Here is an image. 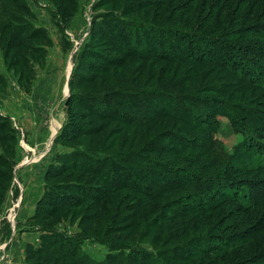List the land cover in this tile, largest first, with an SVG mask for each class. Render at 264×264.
<instances>
[{
	"label": "rangeland",
	"instance_id": "rangeland-1",
	"mask_svg": "<svg viewBox=\"0 0 264 264\" xmlns=\"http://www.w3.org/2000/svg\"><path fill=\"white\" fill-rule=\"evenodd\" d=\"M111 23L118 26L113 29ZM263 24L264 0H0V264H24L27 246L39 247L46 230L72 239L79 249L78 257L87 256L94 264H133L132 257L138 259L141 253L152 254L154 264H165L164 256L169 253L186 255L173 264H263L259 254L264 231L256 240L226 253L196 255L189 246L199 236L221 242L233 233L255 228L264 215V201L252 207L225 202L200 216H173V209L166 213L164 205L192 204L188 194L202 196L203 191L189 186L152 200L123 186V182H137L145 187L143 179L129 170L133 179H126L127 174L117 169L121 159L126 158L132 162L142 159L150 169L146 158L167 168L194 173L191 168L198 169L203 162L214 159L212 172L219 162L227 160L225 154L233 156L239 151L245 157L258 138L264 140V122L252 123L250 115L242 112L232 122L220 112L225 106L216 108L220 106L216 101L208 104L211 98L224 103L227 110L235 104L253 110L264 121V55L258 54L260 49L264 53ZM154 30L156 33L145 36V31ZM157 35L166 42L160 47L163 51L171 44L178 49L187 46L188 39L184 38L192 36L189 47L207 49L212 53L210 59L220 66H194L151 57L155 52L143 47L146 41L158 40ZM235 36L242 40L235 41ZM215 42L223 49H235V55L241 56L237 69L232 71V60L216 55ZM89 46L92 55L82 59L80 55ZM133 49L145 54L144 58L128 55ZM248 60L252 62V80L246 72L240 74ZM71 80L75 82L74 93L68 88ZM250 80L256 86H250ZM231 83L237 89L235 93L221 91ZM219 87L220 91H214ZM171 93L208 99L203 101L205 105H194L186 99L184 103L192 108L188 119L191 124L196 125L191 119L196 113L204 117V113L212 115L216 111L214 130L207 132L208 126L193 130L188 123L172 118L155 119L160 104L165 103L154 97ZM72 94L80 98L73 103L72 119L86 132L70 144L56 143L71 120L66 102ZM135 95H139L137 102L129 99ZM93 98L102 104H96L101 106L99 112L82 110L83 102L88 104ZM126 99L131 106L123 104ZM105 100L110 101L109 118L102 115ZM171 104L172 109L179 108L175 102ZM113 110L118 111L116 115ZM139 111L145 125L123 123V115L132 118ZM253 124L259 131L256 136L249 133ZM176 137L191 139L201 147L206 137L208 153L198 159L195 156L200 153L195 146L190 143L192 146L179 147ZM175 148L177 153L173 152ZM75 152L94 159L95 163H87L94 168L68 171L55 184L62 189L82 187L96 199L88 197L78 207L60 208L47 219L29 223L44 194L47 169L59 155ZM97 169L107 176L116 174L118 180L113 185H119L115 188L101 182L94 173ZM250 181L264 183V171L231 186L240 185L251 199L254 191L244 186ZM146 189L150 190L151 185ZM210 194L216 197L215 193L206 196ZM153 203L159 204L155 211L149 210ZM161 211L167 218L160 215ZM25 215H29L27 220L21 218ZM63 263L75 264L69 258Z\"/></svg>",
	"mask_w": 264,
	"mask_h": 264
},
{
	"label": "trees",
	"instance_id": "trees-1",
	"mask_svg": "<svg viewBox=\"0 0 264 264\" xmlns=\"http://www.w3.org/2000/svg\"><path fill=\"white\" fill-rule=\"evenodd\" d=\"M256 1V0H255ZM71 17L68 18L66 21L68 23H70L71 21ZM112 25V28L115 29L116 26L113 23L110 24V26ZM264 26V24H263ZM156 33V31H145L144 34L147 37H150V35ZM170 33V32H168ZM40 32H36L35 35H39ZM191 35V34H190ZM158 36V40H149L146 41V45L145 47H143L145 50L149 51V50H153L155 53H153V56L151 57H156L157 59H162L165 61H170L172 63H189L192 64L194 66H201V65H212L214 63H216L215 65H219L217 64L218 62H215L213 59H210V52L205 49L202 50L199 47H194L193 45H190V39L192 38V36H185L184 39H188V45L187 46H181V48H176L175 45L171 44L168 45V50L163 51L161 50V45L162 43H166L164 42V38L161 37V35H157ZM180 37V34H176V37ZM235 36L233 39H235V41H241L242 38H239ZM182 38V40H184ZM206 42L208 40H205ZM209 43H211V41H208ZM216 43V42H215ZM212 43L213 46L217 47V52L216 55H222L223 57H225L226 59H230L232 60V71L237 69L240 66V58L241 56L238 54L237 56L235 55V49L232 48V51L227 50V49H223V45L221 46L220 43ZM149 44V45H148ZM156 45V46H155ZM158 45V46H157ZM155 47V49L153 48ZM90 49H92V47H87V50H85L84 52H82V54L80 56H82V59H84L85 57H87V55H92V52L90 51ZM187 49V50H186ZM224 50V51H222ZM234 50V53H233ZM250 50V49H249ZM253 52L255 51L254 49H252ZM257 51V50H256ZM261 51V49H260ZM259 51V55H264V53L261 51ZM238 52V51H237ZM206 53V56H204ZM257 55V52H254ZM95 55V54H94ZM128 55L133 56L134 58H144L142 56H144L145 54H142V52H139V50H132V52ZM128 57V56H127ZM160 57V58H159ZM249 62V60H248ZM220 64H222L221 62H219ZM252 62H249V64H247V68L240 71L238 70V72L241 75H244L246 72V77L248 79L251 78V80L253 79L252 77H250V69H252ZM239 65V66H238ZM220 66V65H219ZM244 72V73H243ZM241 75H239L241 77ZM250 80V81H251ZM75 82H73V80L70 81L69 86L71 89V92L74 93V84ZM250 84V86H256L255 83H251L248 82ZM227 88V89H226ZM219 88H216L214 91H220ZM221 91L222 92H231V94L235 93V91L237 89L233 88V84H226L225 87H221ZM75 94H72L69 97V105H68V115L69 118L71 120H69V123L64 127V129L62 130V133L60 134V136L56 139V143H68L70 144L73 141H76L77 139H79L80 137H82V135L86 132V130L82 129L81 125L78 124V122H75L74 119H72V117H75V113H74V108H73V103L77 100H80V98L76 99ZM152 95V94H151ZM138 96L139 95H135V96H129V99H133L134 101H138ZM195 96H192V98H186V97H182V96H177L174 93L169 94H162L161 96H155L154 98H156L157 100L161 101L162 103L164 102L165 105L163 106L162 104H160L159 109H158V115L155 116V119H161V118H172V119H176V120H180L183 121L185 124H189L193 130H201V126H208L205 130L208 132V130L211 129L214 130V127L217 126V123H213V119H214V115L217 114L216 111H212V115L210 113L206 114L204 113V117L199 113H196L194 117H192V120H195L196 125L191 124L188 119L191 115V113L193 112L191 109V107L187 104L184 103V100L186 99L187 101L195 104H201V105H205L203 101H207L208 99L205 98H193ZM157 100H153L157 101ZM96 98L88 99V104H85V102H83L82 105V110L84 109L85 111L87 110H93L92 112L98 113L99 109H101V106L97 107V103L96 102ZM149 101V100H147ZM213 101H216V103H218L220 106L216 107V108H223L225 106V110L223 112L220 111L221 113H223L224 115H227L232 122H236V114L239 112L242 113H246L249 114L251 117V122L252 123H256V121H263L262 116L258 117L257 115H255V112L251 109H244L241 107H236L235 104L232 105V109L231 110H227L228 107H226V105L222 102H218L217 100L211 98L210 100H208V104L209 103H213ZM110 101L105 100L104 101V105H106V107L103 108V113L102 115H105L107 118H109L110 113L108 110V104ZM176 103V106H178L179 108H174L172 109L170 106L172 105L171 103ZM179 102H183V104H179ZM228 102V101H227ZM93 103V104H90ZM85 104V105H84ZM99 105H102L101 103H98ZM123 104L126 106L127 104H129V106H131V103H129L127 101V99L125 101H123ZM207 104V105H208ZM158 106V104H157ZM169 107V108H168ZM211 107H213V104H211ZM214 108V109H216ZM238 108V109H237ZM171 109V110H170ZM224 109V108H223ZM183 110V111H181ZM114 112V110H113ZM118 111H115L113 113V115H116ZM211 115V116H210ZM143 113L142 111H139L135 116L129 117V116H125L123 115L124 120V124L125 125H137L139 127H141L142 125H145L143 123H145V119H142ZM207 118V119H206ZM132 119V120H131ZM121 120L123 121V119L121 118ZM120 121V122H122ZM238 122V121H237ZM250 127V126H248ZM258 129L256 125H251L249 133L251 135L256 136L258 134ZM246 135V134H245ZM261 138H258L256 140V145L252 146L251 148V152L247 153L244 157V155H242L241 153H239V151H237L233 156H228L225 154V157L227 158V160H224L223 162H219V167L218 169L209 172L210 168L213 167V165H215V160L211 159L210 162L205 161L201 164L200 168L198 169H192L191 170L194 172H190V171H183V170H174L171 168H167L164 167L161 164H157L152 162L151 160H148L146 158H144L146 161H149V166L150 169H148L147 167H145V163L142 159L136 160L135 162H132L130 159L126 160H122V165L119 164L117 166V169L120 170V172L127 174L126 176H124L126 179L130 178L133 179L131 174H129L127 171H131L133 173H135L136 177H140L141 179H143V181L146 183L145 187H143L140 183L137 182H133L132 185H130L131 183L128 182L125 183L123 182V186H127L128 189H131L133 192H135V194L138 195H145L147 198H151L152 200H156L157 198L161 197L162 195L169 193V192H174V191H179L183 188L186 187H193L196 190H202V196L199 194H188L189 197V202L192 204H188L185 205L183 202H180L178 204H171L170 207L165 208V205L163 206V210H165L166 213H168L167 209L172 211L171 209H173V216L175 215H181V216H200L202 214H205L207 212H209L211 210V208L214 207L215 204H219V203H225V202H241L244 203L246 205H249L250 207L257 205V202L260 201H264V196L259 195L256 192V188L259 189L262 193H264V183L263 182H258V183H254L252 181L246 183L247 185H244L248 188H250V192L254 191V193H252V198L249 199V197L247 198L243 188L238 185V186H231L234 185L235 183L242 181L244 178L250 176V175H255L257 174V172H263L264 171V140H260ZM176 140L178 141V146L180 147L181 145H187V144H193V141L191 139L185 138V137H176ZM253 140V139H252ZM190 144V145H191ZM206 144V137L203 138V147L198 146L197 143L193 144V146H195L194 148L200 153L197 154L195 157L198 159L202 156H204L206 153H208V150H205L204 146ZM190 145H188L189 147H191ZM211 145V144H210ZM214 145V143H213ZM212 146V145H211ZM178 147V148H179ZM183 147V146H182ZM187 147V146H186ZM187 147V148H189ZM200 147V148H199ZM203 149V153L201 152V150ZM178 150L175 148L173 150V152L177 153ZM180 152V150H179ZM78 152H75L70 154V155H59L57 157V159L55 160V164H52L46 171L45 174V190H44V194L42 195L41 199L39 200V202L37 203L36 206V211L34 216L30 219L29 223H32L31 221L40 219V218H44L47 219L49 217V215H53L54 211L60 209V208H69V207H78L81 202L88 198L91 197V199H96L94 194H92L91 196H89L88 194V190L79 187V186H72L66 189H62L61 187H59L58 185H56V181L62 179L65 174L68 171H86L88 168L93 169L94 167H91L90 165H88L87 163H95L96 161L94 159L88 158V157H83L81 154H76ZM174 153V154H175ZM129 158V157H128ZM131 158V157H130ZM148 163V162H147ZM159 165V166H157ZM95 166V165H94ZM157 166V167H156ZM122 167V168H121ZM156 167V168H155ZM120 168V169H119ZM158 169V170H155ZM95 174L98 175V177L100 178L99 180L101 182H106L109 185L114 186L115 188L119 185V183L116 185H113L114 182H116L118 179L116 177V174H112V175H108V173H106L105 171L103 173H101V171L99 169L96 170V172H94ZM180 173H183V175H180ZM205 173V174H204ZM151 175V176H149ZM153 176V177H152ZM156 178V179H155ZM129 179V180H130ZM128 180V181H129ZM136 180V179H134ZM149 185H151V189L148 190L146 189V187H148ZM216 187V188H214ZM220 187V188H219ZM207 193H215V196H212L210 194V196H206ZM237 194V195H236ZM250 195V196H251ZM93 197V198H92ZM163 197V196H162ZM215 197V198H214ZM6 198V197H5ZM5 198H3V202L5 201ZM180 199V198H179ZM3 202L1 204H3ZM151 203V202H150ZM154 207H151L149 210H153L155 211L157 206L159 204L157 203H153ZM157 205V206H156ZM1 209V208H0ZM164 211L159 212L160 215H163V218H167L166 214ZM150 213V212H149ZM47 214V215H46ZM264 217V215H263ZM261 218V222L256 225H254L253 227L255 228H250V229H245V230H241L237 233H233L232 236H228L226 238H224L223 241L218 242L213 240H208L211 237L206 238L207 236H199L197 238L194 239V241L192 242V244L189 247H193V253L194 254H198L200 255L201 252H204V254H208V255H215L218 253H226L229 251H231V249H234V247H236L237 245H241V246H245L247 243H249L252 240H256L259 237V234L264 231V218ZM86 220H84L83 224L86 225ZM161 224L163 225V223L161 222ZM38 224H35V226H37ZM49 229V228H46ZM49 230H46L42 236V240H41V245L39 247H36L34 245H28L26 248V258H25V263L24 264H62L63 259L65 258H69L71 259L73 262H75V264H94L89 257L85 256V257H78V253L77 250H79L78 248H76L75 244L73 243L72 239L65 237L62 233H58V232H49ZM209 242H211V244H209ZM218 242V243H216ZM214 244V245H212ZM218 244V246H216ZM228 250V251H227ZM190 252V250H187ZM138 253V252H137ZM191 254V253H190ZM189 254V255H190ZM193 255V254H192ZM258 255V254H257ZM261 261L264 264V246L262 248L261 253L259 254ZM186 255L184 256H180L176 253H169V254H165V264H173V263H178L181 262L180 260H182V258H185ZM263 258V259H262ZM132 263L133 264H154L155 262V257L152 254H139V258H133L132 257ZM260 264V262H251L248 263L246 261L241 262L240 264ZM66 264V263H63ZM107 264H109V262H107ZM238 264V263H236Z\"/></svg>",
	"mask_w": 264,
	"mask_h": 264
},
{
	"label": "crops",
	"instance_id": "crops-1",
	"mask_svg": "<svg viewBox=\"0 0 264 264\" xmlns=\"http://www.w3.org/2000/svg\"><path fill=\"white\" fill-rule=\"evenodd\" d=\"M32 180H34V179H32ZM31 183H33V182H31ZM23 203V202H22ZM30 208V207H29ZM31 210H32V212H34V210H35V203H33L32 205H31ZM33 215V214H32ZM28 216L29 215H25V216H23V217H21V218H25L26 217V220H27V218H28ZM22 220V219H21ZM21 222H23V221H21ZM24 223V222H23ZM2 230V229H1ZM7 231V230H6ZM4 232V234H3V236L5 237L6 236V234H7V232Z\"/></svg>",
	"mask_w": 264,
	"mask_h": 264
},
{
	"label": "water",
	"instance_id": "water-1",
	"mask_svg": "<svg viewBox=\"0 0 264 264\" xmlns=\"http://www.w3.org/2000/svg\"><path fill=\"white\" fill-rule=\"evenodd\" d=\"M68 88H69V85H68ZM68 103H69V96H68V99H67L66 105H68Z\"/></svg>",
	"mask_w": 264,
	"mask_h": 264
},
{
	"label": "bare ground",
	"instance_id": "bare-ground-1",
	"mask_svg": "<svg viewBox=\"0 0 264 264\" xmlns=\"http://www.w3.org/2000/svg\"><path fill=\"white\" fill-rule=\"evenodd\" d=\"M67 92V91H66Z\"/></svg>",
	"mask_w": 264,
	"mask_h": 264
}]
</instances>
